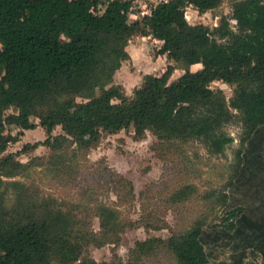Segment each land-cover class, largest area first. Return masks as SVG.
<instances>
[{"label":"trees","instance_id":"1","mask_svg":"<svg viewBox=\"0 0 264 264\" xmlns=\"http://www.w3.org/2000/svg\"><path fill=\"white\" fill-rule=\"evenodd\" d=\"M221 2L167 0L130 20L132 0H0V81L5 86L0 95V150L20 134L5 132L10 124L40 125L46 132L45 139L25 143L23 149L38 142L52 147L56 125L64 132L56 140L71 137L83 145L104 131L132 125L138 138L146 129L166 139L201 136L210 151L219 153L233 139L220 126L238 116L242 145L224 195L227 213L218 223L196 222L172 232L167 243L179 264H223L211 261L205 249L223 240L232 247L229 264H242L249 254L264 259V0H231L237 30L229 27L225 15L213 26L191 23L185 16L188 4L204 12ZM134 35L157 38L156 53L175 63L160 74H144L126 95L112 80L122 60L129 58L125 46ZM12 56L20 57V64L9 68ZM194 64L199 67L191 69ZM177 67L183 72L169 80ZM216 79L234 84L228 101L221 89L210 86ZM96 86L99 94L93 93ZM10 106L17 111L4 117ZM31 115L38 121H31ZM12 159L9 152L0 164ZM8 185L15 194L7 206L0 190V264H139L81 256L84 241L73 239L80 217L56 208L53 197L39 200L25 193L19 181ZM96 207L101 235L123 230L114 207L102 202ZM82 232L87 242L96 236L91 230ZM89 243L99 246L102 241Z\"/></svg>","mask_w":264,"mask_h":264},{"label":"rangeland","instance_id":"2","mask_svg":"<svg viewBox=\"0 0 264 264\" xmlns=\"http://www.w3.org/2000/svg\"><path fill=\"white\" fill-rule=\"evenodd\" d=\"M142 2L132 0L135 12ZM101 9L99 6L97 13ZM223 15L228 17L229 27L237 30L236 20L231 16V0H222L217 7L204 12L191 4L185 7V16L191 23L213 26ZM77 35L73 34L72 38ZM130 38L125 47L131 55L122 62L112 80L121 85L126 95H131L140 85L144 74H159L168 63H175L165 54L156 53L160 43L157 38L151 35L146 39L141 35ZM61 39L66 38L61 36ZM130 42L133 45L128 46ZM19 64L20 57L12 56L7 67ZM197 67L199 64L191 65V69ZM182 72L183 69L177 67L169 80ZM210 86L221 89L228 101L234 84L216 79ZM4 93L5 86L0 81V95ZM93 93L99 94L100 88L96 86ZM82 99L84 97H76V100ZM16 111L10 106L3 111V116L10 117ZM30 120L37 122L38 117L31 115ZM220 130L233 139L219 153L210 151L201 136L185 141L166 139L146 129L143 137L138 138L133 134L132 125L117 131H104L89 145L80 144L71 137L65 141L56 140L55 136L64 133L61 126L56 125L51 132L52 147L38 142L35 147L23 149L25 143L45 139L46 132L40 125L33 128L6 125L5 132L20 131V134L16 141L8 142L5 149L0 150V159L13 153L12 160L0 164V178L6 183L0 186L4 204L11 205L15 194L14 186L8 183L19 181L25 193L28 191L39 200L53 197L56 208L71 211L82 219L75 226L73 236V239L84 241L81 256L88 255L97 261L179 264L167 243L172 232L184 231L196 222L202 226L218 223L227 213L224 195L235 175L237 151L242 145V125L238 116L223 123ZM99 202L117 210L125 224L122 231L113 235L100 234L102 229L96 214ZM86 230L96 235L89 241H102V244L96 246L88 244L86 238L83 240L82 231ZM205 249L214 263L229 264L233 260L232 247L227 240L214 246L206 245ZM242 264H264V259L259 254H249Z\"/></svg>","mask_w":264,"mask_h":264},{"label":"built area","instance_id":"3","mask_svg":"<svg viewBox=\"0 0 264 264\" xmlns=\"http://www.w3.org/2000/svg\"><path fill=\"white\" fill-rule=\"evenodd\" d=\"M167 0H143L141 5L138 6L139 11L141 14L150 12L151 8L154 7L156 4L165 2Z\"/></svg>","mask_w":264,"mask_h":264},{"label":"crops","instance_id":"4","mask_svg":"<svg viewBox=\"0 0 264 264\" xmlns=\"http://www.w3.org/2000/svg\"><path fill=\"white\" fill-rule=\"evenodd\" d=\"M148 13V12H147ZM138 14H141L140 13V11L138 10L137 12H135V11H133V12H131L130 13V16H132L133 18H136L137 16H138ZM136 36H139V35H136ZM144 39H146L147 37H150V35H141ZM129 41H131V38L129 39ZM130 45H133V44H131V42L128 44V46H130ZM126 46H127V44H126ZM126 48V50H128L127 49V47H125ZM129 53V52H128ZM130 55L131 54H129V57H130ZM159 55H162V54H159ZM166 56V55H165ZM128 59V58H127ZM127 59H125V60H127ZM124 60H122V62H123ZM122 62H121V65H120V67L116 70V72L117 71H119V69H121V66H122ZM115 72V73H116ZM153 74H158V73H153ZM160 74V73H159ZM115 75V74H114ZM172 75V74H171ZM141 84V83H140Z\"/></svg>","mask_w":264,"mask_h":264}]
</instances>
